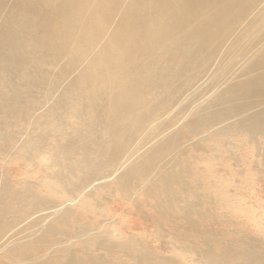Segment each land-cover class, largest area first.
<instances>
[{
    "label": "bare ground",
    "instance_id": "1",
    "mask_svg": "<svg viewBox=\"0 0 264 264\" xmlns=\"http://www.w3.org/2000/svg\"><path fill=\"white\" fill-rule=\"evenodd\" d=\"M9 160L38 175L0 177L2 258L71 264V243H53L69 253L57 261L43 252L59 228L82 248L123 244L75 222L101 223L95 196L137 207L140 194L177 259L126 239L128 264H262L251 238L233 246L231 230L209 224L248 212L235 174L264 176V0H0L1 166ZM258 219L264 233V211Z\"/></svg>",
    "mask_w": 264,
    "mask_h": 264
},
{
    "label": "rangeland",
    "instance_id": "2",
    "mask_svg": "<svg viewBox=\"0 0 264 264\" xmlns=\"http://www.w3.org/2000/svg\"><path fill=\"white\" fill-rule=\"evenodd\" d=\"M216 161L220 165H218L219 167H224V165L220 164L221 161L219 158L216 159ZM227 162L230 164L231 160H228ZM213 166H215V164H213ZM219 167L214 169L219 170ZM237 167L242 171V173H244L243 165H238ZM34 172H32L33 174L28 173L22 162L17 160H9L8 165L6 164L1 166L0 164V177L7 179L13 184V186H19V183H17L16 181L24 178L36 180L38 172H36V174ZM239 177L241 178V180ZM233 178H235L237 181H240V183H238L239 188H233L234 194L243 196L237 204H240L242 207H249V210L247 213H244L240 210L231 211V214L227 212L228 214L226 213V216L217 214L216 217L219 218L218 216H221L223 222L219 220L218 223L216 221H212L210 222L209 226L223 233H225V231L227 230H231L232 232L227 234V237L231 240L233 246H236L237 237L241 236V234L244 233L245 235H247V237L252 239L256 248H260L262 249V251H264V233L260 230L258 231L261 220L258 218L263 214L264 205L261 207H259L258 205L256 206V202H260L262 200L264 201V176L259 175L256 177L254 175L252 177V175L250 174L246 177L235 174ZM43 188L46 189L43 186H39L38 188H34L33 190L37 192L40 197H42V206H47L49 204V202L47 201V192H44ZM196 189L199 190V188ZM251 193L252 196H255L252 197ZM137 196L139 198V201H141L139 203V206L137 207L132 204L130 200L121 198V196L117 194L108 196L107 199H101L97 198L98 196H95L93 201H95L96 203L102 202V204L97 205L96 208L103 212V215L100 217H95L97 219H101V223H95L94 218L86 217L84 220H82L81 218L77 222H75V227L79 228L80 225L85 221L92 222L91 224H93V227L95 226L94 229H91V232L93 233L97 228H108L111 230V232H114L120 239L115 240L120 241L123 244L124 240L133 239L135 242L142 243L149 250V253L151 255H163L166 257L168 255L169 257L175 259L177 250L175 248V242L172 241V237L169 231L164 227H155L153 223L147 220V215H152L153 209L150 207L149 203H145V201L142 200V195L137 194ZM258 196L260 197V199L258 198ZM201 206L203 208L206 207V210L209 213L211 211H217L220 213H225V211H228L226 207H220V205H214L212 207L211 203L204 201L201 203ZM248 215L251 217V219ZM39 222L42 221L39 220ZM156 230L160 232V236H156ZM48 239L50 240L51 244L49 245L48 249H44L43 252H46L50 256V258L53 259V261L62 259L64 255H69L68 251L61 250L57 246L53 245V243L61 241L62 243H71L73 246H75V250H73V253L75 254L76 259L73 260L71 264H86L79 259L85 257L87 253L107 256L110 259V261L108 262L109 264H116L114 262L116 258L117 261H119V264L129 263L126 252L131 251H129L128 247L124 246L123 244L115 243L109 246V249H107L108 247L102 248L93 245L82 248L79 244H77L78 240L76 239V237L74 235L68 234L63 228H59L57 231L49 234ZM256 244H258L259 246H257ZM181 262L182 264H193L191 263L190 259H185ZM261 263L264 264V262ZM0 264L17 263L12 259L2 258L0 254ZM48 264L53 263L50 262ZM139 264H146V261L142 260V262H140ZM173 264L176 263L174 262Z\"/></svg>",
    "mask_w": 264,
    "mask_h": 264
}]
</instances>
